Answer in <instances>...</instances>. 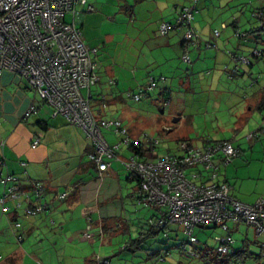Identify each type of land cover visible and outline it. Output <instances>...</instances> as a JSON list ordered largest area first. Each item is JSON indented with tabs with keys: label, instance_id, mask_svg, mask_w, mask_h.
Returning <instances> with one entry per match:
<instances>
[{
	"label": "crops",
	"instance_id": "1",
	"mask_svg": "<svg viewBox=\"0 0 264 264\" xmlns=\"http://www.w3.org/2000/svg\"><path fill=\"white\" fill-rule=\"evenodd\" d=\"M86 1L92 5L93 11H86L82 5L76 7L82 40L88 46L101 48L102 45L108 54L112 53L115 60L113 69H110L107 64L109 62L104 59L103 67L97 63L100 81H103L101 68L106 75L117 78L118 83L121 70L124 79L130 67L128 64L134 62L140 69H148V78L155 77L150 70L159 69L158 78L163 76L165 80L159 81L160 85L153 89L157 95L182 92L192 98L191 104L198 101L196 106L206 96L204 93L201 97L197 95L198 89L207 88L211 92L212 88L218 86L219 77L212 70L219 67L220 77L233 80L235 77L239 78L246 69L240 66V71L238 69L230 75L226 74L225 69L232 70L234 66L228 56L229 52L249 55L255 46H260L253 34H246L244 38L236 35L237 31L243 34L255 28L241 29L238 20L229 25L221 22L219 36L215 38L213 31L216 28L207 26L205 15L197 18L200 0L196 3L192 0H121L122 4L118 7L122 11L118 12L105 0ZM212 5L215 8V2ZM182 7L193 8L192 28L198 36L196 42L187 47L182 39L181 28L172 29L164 36L158 34L159 23H174L176 11ZM210 8L211 5L205 13L208 17ZM260 8L263 15L264 5L256 10ZM256 10L252 12L255 18ZM101 27H107V31L101 33ZM119 27L125 29L120 30ZM135 27L140 30L145 28V32L138 38L141 41L138 48H134L137 50L136 54L131 48V41H136L138 37H134L136 31L131 33ZM94 29L101 37L92 36ZM149 29L151 30L147 34ZM110 43L113 45L108 50L107 45ZM207 43L216 44V47L207 46ZM260 43L264 45L263 41ZM185 50L190 57L189 63H184L181 59ZM97 58L104 57L100 55ZM260 58L253 59L249 68ZM200 72L207 74L202 76ZM166 81V85H163ZM107 82L108 80L105 86ZM253 83L250 86H254ZM229 101L218 111L222 120L214 130L215 135L203 136L195 132L196 136H192L191 131L177 142L186 140L193 145H201L205 139L231 141L238 148V155L230 163L219 166L218 180L231 187L234 198L251 204L260 198L264 199V84L258 86L250 96L246 95L242 101L239 96L230 97ZM30 106H34L36 111L24 119V113ZM184 116L185 112L178 114L174 118L177 120L173 121L177 122ZM250 133L252 137L247 139L246 136ZM167 134L168 131L161 134L163 139ZM104 136L108 142H116L110 141L105 133ZM35 139H38V144L32 147ZM90 150L91 144L85 132L68 123L62 116L54 115L51 107L40 100L23 77L8 71L0 74V171L3 175L15 176L21 189L16 198L6 199L5 204L9 208L6 213H2L0 209V264H97L98 258L108 259L109 264L113 249L108 246H111L113 237L128 233V238L134 239L143 230L144 227L139 226L142 216L139 210L126 211L128 199L133 205H140L134 198L137 182L128 178L121 163V159H125L126 153L129 155L131 150H119V160L111 161L103 173H99L96 166L88 160L87 153ZM158 150L160 154L174 153L177 145ZM199 173L204 182L206 172L200 170ZM36 183L43 188L40 197L33 193ZM3 191L4 186L0 184V196ZM63 193L65 196L61 198ZM37 205H43L44 210L35 215L25 214L27 207ZM157 215V208H145L144 226L146 227L145 223L149 218ZM14 222L20 226L14 227ZM87 225L91 227L92 237L89 239L82 235ZM200 228L202 227L197 229ZM210 228L222 232L217 226ZM228 228L235 240L230 248L229 258L243 264H264L259 247L260 243L264 244V232L256 234L253 227L243 222H228ZM170 233L171 231L168 232V238ZM181 233L183 234L182 231ZM221 235L215 234L213 237L216 247L204 243L196 235L200 252L192 258H198L200 264H208L217 255L218 244L215 237ZM256 245L258 250L254 248ZM234 254L239 255L234 257Z\"/></svg>",
	"mask_w": 264,
	"mask_h": 264
},
{
	"label": "built area",
	"instance_id": "2",
	"mask_svg": "<svg viewBox=\"0 0 264 264\" xmlns=\"http://www.w3.org/2000/svg\"><path fill=\"white\" fill-rule=\"evenodd\" d=\"M196 1L192 0L193 3ZM78 5L85 6L88 12L93 11L86 0H0V74L8 71L23 77L40 100L51 107L54 115L80 127L92 145L87 158L99 173L105 172L111 161L119 160V150H131L121 163L127 173L139 181L134 198L144 208L158 209V215L149 218L146 227L162 229L167 237L170 225H180L186 239L178 244V249L187 256L196 257L199 239L195 230L217 226L223 234L215 237L217 255L208 264H243L229 258L235 240L228 222H243L253 227L256 234L264 232V199L251 204L241 202L233 197L226 182L218 180L219 166L230 163L238 155V148L229 140L205 139L201 145L180 140L176 152L160 154L161 135L159 138L141 133L133 138L119 119L96 118L90 100L92 87L100 81L95 60L97 49L82 40V31L75 21ZM176 13L174 23H159L158 34L164 36L172 29L181 28L185 46L194 44L198 36L192 28L193 8L182 7ZM66 16L70 19L66 20ZM213 36L217 38L219 31L214 30ZM206 45L216 47V44ZM228 56L234 66L232 70L226 68V74L237 71L240 63L248 64L244 56L232 52ZM181 59L184 63L190 62L186 50ZM162 80L165 78L160 76L158 81ZM158 81L150 76L138 93L128 92L127 96L138 101L143 93L156 88ZM168 104L169 100L163 102L164 106ZM35 111V107L30 106L24 119ZM103 129L112 131L119 137L118 141L108 142ZM251 137L252 133L246 136L247 139ZM37 144L38 139H35L32 147ZM200 170L206 172L204 182ZM200 179L202 181L198 183ZM16 180L15 176L3 175L0 171V184L4 186L0 196L2 213L9 209L6 199L16 198L21 191ZM42 189L40 184L34 185L36 197H40ZM64 196L63 193L60 197ZM43 210V205L30 206L25 209V214L35 215ZM15 225L20 226L17 222ZM90 229L87 225L83 237H92ZM259 247L264 257V244L260 243ZM97 261V264H108L105 258Z\"/></svg>",
	"mask_w": 264,
	"mask_h": 264
},
{
	"label": "rangeland",
	"instance_id": "3",
	"mask_svg": "<svg viewBox=\"0 0 264 264\" xmlns=\"http://www.w3.org/2000/svg\"><path fill=\"white\" fill-rule=\"evenodd\" d=\"M100 1L101 0H99V2ZM105 2L109 5L111 4L116 12L119 10L122 11L120 7H118L122 4L121 0H105ZM213 2L216 4L215 8L214 5H212ZM210 5L213 10L210 8V17H208L205 13ZM263 5L264 2H259L258 0H200L198 3L199 13L197 18L204 14L207 26L211 29L216 28V30L219 31L221 22L229 25L235 20H238V25L241 29L245 30L249 27L258 28L260 22L252 15V12ZM127 16H129V14H127ZM69 19L70 17L66 16V20ZM119 29L124 30L125 27H119ZM150 30L151 29L147 31V34H149ZM105 31H107V27H101V33ZM135 31L137 34L135 33L134 37H138L136 41H131L133 43L131 48L136 54L137 50L134 48H138L139 42H141L138 41V38L145 32V28L140 30L139 27H135L131 33ZM252 34L255 35V38L258 37V34L260 38H264V31H256ZM92 36L101 37L99 32L95 29ZM112 45L113 43L108 44L107 49L110 50ZM141 51H143V49ZM100 55L104 58H97ZM148 58L150 60L149 55ZM96 59L99 66L102 65L103 67V59L105 62H109L107 64L110 65V69H113L115 66L112 53L108 54V51L106 49L104 50L102 45L101 48H97ZM128 65H130V67L126 72L127 76L123 79V70H121L122 72H120L118 83L117 78L106 75L103 68H101L100 71L103 76V81H100V83H97L96 86L91 89L90 104L92 112L96 118H118L123 125L126 126L130 136L133 138L138 137L144 132L160 138L163 132L168 131L165 139L160 138L162 142L158 147L161 150L168 148V146L173 148L177 145L178 139H182L183 136L186 137L191 131H193L191 132L192 136H196L195 132L203 136L215 135L214 130L217 129V125H220L222 120L218 111L226 106V104L230 103V97L237 98L239 96L242 101L246 95L250 96L254 90L256 91V89H258V86L264 84L263 54L262 58L252 67H245L246 69H244L243 72L241 69V76L239 78L235 77L233 80L220 77L218 73L219 67L212 70V72L215 71V75L219 77L218 86L212 88L211 92H208L209 89L207 90V88L198 89L199 92H197V95L200 97L202 93L206 94L203 102H200L199 106H196L199 103L198 101L195 102V104H191L193 101L192 98H189V95L182 92L176 94L170 93L168 98H165L164 93L157 95L156 90H153L147 94L143 93L141 99L135 101L132 97L127 96V93H138L139 89L146 84L149 72L147 71L148 69L145 70L144 68L140 69L137 67V63L133 62ZM203 72H200V74L206 76L207 73L205 74ZM150 73H152L157 80L160 71L159 69H152ZM254 78L258 79L254 80ZM105 80H108L106 86ZM110 80H112V83L109 82ZM253 80L254 86H250ZM167 82L168 81L163 83V85H166ZM159 85L160 83L157 84V87ZM167 99L170 100V104L169 106H164L163 102ZM184 112L185 116L182 117L181 120L177 122L173 121L175 117H178V114H184ZM102 131L105 135L109 136L110 141H117L119 139V137L111 135L109 133L110 131L107 129H103ZM126 155L128 156L127 153ZM132 183L130 182L129 185L131 186ZM129 185L126 186L129 187ZM127 188L123 190L124 194ZM126 204V211L135 212L139 210V214L142 215L140 216L141 222L139 226H143L145 208L136 203L133 205V202H131V200L129 201V199ZM167 231H171L172 233L169 234V238H166V235L161 233L155 238L148 240L143 245L142 249L134 252L122 250V246H124L129 234H117L113 237L111 246H108L113 250L115 249L114 252L112 250V257H110L109 264H200L198 258H192L183 254L177 247L179 241L186 238V236L181 233L182 227L180 225H170ZM215 234L221 235L222 232L219 229L210 228V226L195 230V235H198L201 241L203 240L204 243H208L214 247H216V243L213 241ZM254 248L256 250L259 249L257 245ZM157 251L159 252L158 255H156ZM166 252L168 254H166ZM161 257H164V259L160 260Z\"/></svg>",
	"mask_w": 264,
	"mask_h": 264
},
{
	"label": "trees",
	"instance_id": "4",
	"mask_svg": "<svg viewBox=\"0 0 264 264\" xmlns=\"http://www.w3.org/2000/svg\"><path fill=\"white\" fill-rule=\"evenodd\" d=\"M261 9L262 8H260L259 10H256V12H255V14H256V16H257V18H258V20L259 21H261L260 22V26H259V28H254V29H251V30H248L247 32H245V33H239L238 31H237V35L240 37V38H244L245 36H247L246 34H250V35H252V33L253 32H256V31H264V14L262 15V12H261ZM261 12V13H260ZM78 17H79V12L77 13V15H76V18H75V21H76V25L80 28V26H79V22H78ZM256 42L258 43V44H260V46L259 45H257V46H255L252 50H251V52H250V54L249 55H242V54H237V53H234V52H232L233 54H235V55H240V56H244V57H246L247 59H248V64H243V63H240L239 65H238V67H237V69H239V71H240V66H244V67H249L251 64H252V62H253V59H258V58H260V57H262L263 56V54H264V45H263V43H260V41H263L264 42V38L262 39V38H260V35L258 34V37L256 38ZM97 49V48H96ZM254 52H257L258 54H255ZM96 58V57H95ZM97 63V62H96ZM238 71V70H237ZM239 73V72H238ZM254 80H257V78H255ZM254 80H253V82H254ZM110 83H112V80H111V82ZM254 84V83H253ZM168 93L167 94H165V92H164V97L165 98H168ZM167 100H169V99H167ZM167 100H165V101H167ZM170 101V100H169ZM261 106H263V104L261 105ZM103 118H105V117H103ZM118 119V118H117ZM110 131V130H109ZM112 134H113V132L112 131H110ZM129 133V132H128ZM145 133V132H144ZM114 135V134H113ZM91 150H92V145H91ZM90 150V151H91ZM133 150H134V148H133ZM204 171V170H203ZM205 172V171H204ZM128 175V178H132L133 180H135L136 182H137V187H138V180L136 179V177H134L133 175H130V174H127ZM152 218H154V217H152ZM15 223L16 222H14L13 223V226L14 227H17L16 225H15ZM143 230L141 229V231H140V233L134 238V239H126V241H125V243H124V247H123V249L124 250H130L131 252H134V251H137V250H140V249H142V247H143V245L148 241V240H150V239H153V238H155L156 236H158L159 234H161V233H164V231H162V229H158V228H156V227H154V226H148V227H145L144 225H143ZM166 238H168V236L166 237ZM186 239V238H185ZM184 239V240H185ZM184 240H182V241H179V243L178 244H180L181 242H183ZM178 244H177V247H178ZM199 246L200 245H197L196 247V249H197V251H198V253L200 252V250H199ZM217 250V249H216ZM159 254V252L157 251L156 252V255H158ZM166 254H168L167 252H166ZM229 255H230V253H229ZM237 255H239V254H234V257H236ZM190 257V256H189ZM263 257V256H262ZM161 258H163L164 259V257H161ZM264 258V257H263Z\"/></svg>",
	"mask_w": 264,
	"mask_h": 264
},
{
	"label": "water",
	"instance_id": "5",
	"mask_svg": "<svg viewBox=\"0 0 264 264\" xmlns=\"http://www.w3.org/2000/svg\"><path fill=\"white\" fill-rule=\"evenodd\" d=\"M174 121H176L177 119H173Z\"/></svg>",
	"mask_w": 264,
	"mask_h": 264
}]
</instances>
